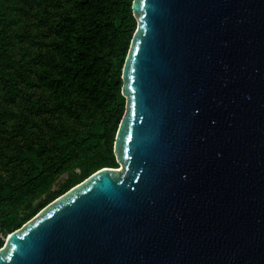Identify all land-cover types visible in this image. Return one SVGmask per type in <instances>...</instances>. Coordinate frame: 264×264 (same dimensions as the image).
Wrapping results in <instances>:
<instances>
[{
	"label": "water",
	"instance_id": "95a60500",
	"mask_svg": "<svg viewBox=\"0 0 264 264\" xmlns=\"http://www.w3.org/2000/svg\"><path fill=\"white\" fill-rule=\"evenodd\" d=\"M114 155L0 264H264V0H133Z\"/></svg>",
	"mask_w": 264,
	"mask_h": 264
},
{
	"label": "trees",
	"instance_id": "16d2710c",
	"mask_svg": "<svg viewBox=\"0 0 264 264\" xmlns=\"http://www.w3.org/2000/svg\"><path fill=\"white\" fill-rule=\"evenodd\" d=\"M133 0H0V249L103 168L125 112Z\"/></svg>",
	"mask_w": 264,
	"mask_h": 264
},
{
	"label": "rangeland",
	"instance_id": "374dc122",
	"mask_svg": "<svg viewBox=\"0 0 264 264\" xmlns=\"http://www.w3.org/2000/svg\"><path fill=\"white\" fill-rule=\"evenodd\" d=\"M119 168L121 169L122 168V165L120 164Z\"/></svg>",
	"mask_w": 264,
	"mask_h": 264
}]
</instances>
